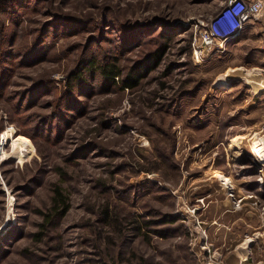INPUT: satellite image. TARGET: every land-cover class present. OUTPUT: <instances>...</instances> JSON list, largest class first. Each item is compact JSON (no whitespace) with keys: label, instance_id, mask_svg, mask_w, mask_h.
<instances>
[{"label":"rangeland","instance_id":"1","mask_svg":"<svg viewBox=\"0 0 264 264\" xmlns=\"http://www.w3.org/2000/svg\"><path fill=\"white\" fill-rule=\"evenodd\" d=\"M226 3L0 0V264H264V16L203 55Z\"/></svg>","mask_w":264,"mask_h":264},{"label":"built area","instance_id":"2","mask_svg":"<svg viewBox=\"0 0 264 264\" xmlns=\"http://www.w3.org/2000/svg\"><path fill=\"white\" fill-rule=\"evenodd\" d=\"M263 16L264 0H227L214 23L203 28V55L215 44L224 47L226 40L234 36L244 24Z\"/></svg>","mask_w":264,"mask_h":264},{"label":"crops","instance_id":"3","mask_svg":"<svg viewBox=\"0 0 264 264\" xmlns=\"http://www.w3.org/2000/svg\"><path fill=\"white\" fill-rule=\"evenodd\" d=\"M223 220H225L226 222H229L230 218L225 217ZM239 240L241 239L223 241L222 244L224 243L235 244L237 241L239 242ZM231 244H228V245H231ZM240 244H242V242H239L237 245H240ZM237 249H229L225 251L226 253H225L224 258L226 260V264H254L250 259H247L248 257L245 256L246 251H244L243 249H238V250ZM262 262L263 261H261L260 258L257 257V261L255 263L261 264Z\"/></svg>","mask_w":264,"mask_h":264},{"label":"trees","instance_id":"4","mask_svg":"<svg viewBox=\"0 0 264 264\" xmlns=\"http://www.w3.org/2000/svg\"><path fill=\"white\" fill-rule=\"evenodd\" d=\"M102 73L104 74L105 78L109 79L110 82L116 83V77L121 75V69L117 68L116 65L107 66L104 65L101 68ZM80 75H77V77ZM68 209V206H64L62 212H65Z\"/></svg>","mask_w":264,"mask_h":264},{"label":"bare ground","instance_id":"5","mask_svg":"<svg viewBox=\"0 0 264 264\" xmlns=\"http://www.w3.org/2000/svg\"><path fill=\"white\" fill-rule=\"evenodd\" d=\"M221 82V81H220ZM222 84V83H221ZM240 136V135H239ZM238 136V137H239ZM246 136V135H245ZM264 138V137H263ZM251 150H252V152L255 154V155H257V156H259V158H261L262 160L264 159V139H262V142H254L253 141V145H252V147H251ZM263 166H264V164H263ZM223 174L221 173V172H219V173H217V175H216V177L217 178H219V179H223ZM225 179H227V180H230V178L229 177H225ZM224 180V179H223ZM221 222V221H220Z\"/></svg>","mask_w":264,"mask_h":264}]
</instances>
